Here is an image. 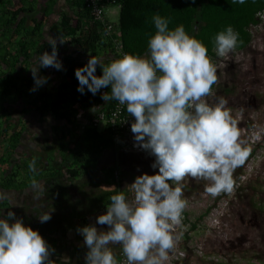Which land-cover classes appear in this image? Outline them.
Listing matches in <instances>:
<instances>
[{
	"label": "clouds",
	"instance_id": "9594fccd",
	"mask_svg": "<svg viewBox=\"0 0 264 264\" xmlns=\"http://www.w3.org/2000/svg\"><path fill=\"white\" fill-rule=\"evenodd\" d=\"M152 21L156 32L149 38L146 55L122 53L107 64L90 55L83 67L75 69L79 93L87 88L96 95L108 88L110 93L104 92L101 99L126 106L133 118L134 147L154 157L151 167L158 169L135 177L128 185L131 199L124 191L111 195L106 212L94 224L76 229L87 248L85 264H166L180 239L178 229L189 203L183 191L185 178L206 181L204 192L213 198L232 195L239 187L234 173L251 154L229 101L213 92L217 65L208 48L182 24L170 29L169 20L159 14ZM58 39L64 43L49 35L51 52L34 57L30 91L47 83L48 77L39 75L41 68L62 70ZM241 43L231 25L213 38L215 54L221 58L229 57ZM98 66L102 75H96ZM28 168L36 173L35 159ZM32 185L43 192L44 186L35 179ZM38 219L49 221L51 212ZM96 225H106L107 230ZM114 244L121 246L123 262L112 251ZM54 253L39 231L13 211L0 215V264H56ZM63 259L68 264L70 258Z\"/></svg>",
	"mask_w": 264,
	"mask_h": 264
},
{
	"label": "trees",
	"instance_id": "16d2710c",
	"mask_svg": "<svg viewBox=\"0 0 264 264\" xmlns=\"http://www.w3.org/2000/svg\"><path fill=\"white\" fill-rule=\"evenodd\" d=\"M115 2L119 6L116 37L125 53L141 56L147 54L149 38L156 32L152 21L155 14L167 18L170 29L184 25L189 35L195 36L205 44L208 55L214 59L217 56L213 38L219 31L231 25L242 41L236 50L245 49L252 41L251 27L261 22L264 11V0H246L244 4H234L232 0ZM68 4L71 14L63 10L50 28L51 32L63 41H72L84 53L95 55L103 48H109L116 53L115 42L104 35V24L91 16L84 0H68ZM35 14L36 6L33 1L19 0V4L15 5L14 0H0V190H16L25 183L32 184L33 179H44L47 187H51L59 177L58 169L64 165L70 183L78 189L77 193L87 200L88 211L104 210L110 203L111 195L120 191L127 195V190L122 184L128 179L129 172L120 169L119 178L116 179L114 173L119 166L114 162L113 165L101 169L102 176L101 179L98 178L96 173L100 157L109 149L117 153L124 143L120 141L117 148L109 125L98 129L90 125V117L85 121H82L81 117L99 109L108 110L114 100L106 103L101 99L99 92L93 95L87 88L84 94L77 91L75 69L83 67L87 61L75 59L73 56L60 59L62 70L54 68L58 72V79L52 80L51 76H47L52 73L48 69H41L39 75L48 77L47 83L34 92L30 91L34 86L32 74L29 73L32 57L44 51L51 52V46L41 37L42 21ZM59 48L57 45L58 52ZM116 55L119 57L117 53ZM96 75H102L99 67ZM235 87L234 82L228 86L216 83L213 90L226 96L234 92ZM104 89L110 93V89ZM80 110L82 115L79 116ZM14 115L22 119V124H25V121L29 123L28 116L36 118L37 123H52V133L57 144L55 150L61 159V164L57 166L59 168L53 167L50 170L48 158L46 161L49 170L44 171L38 158L13 157L25 129L22 126L20 130H14L11 122ZM47 150L41 154H48ZM33 159L36 160V173L30 172L28 168ZM52 161L57 164L55 158ZM21 174L24 176L19 178ZM101 186H112V189L109 193L100 194L98 187ZM5 204H9L11 208L9 199H0V215L7 214ZM196 228V221H193L188 229L193 231ZM119 250L112 249L116 257Z\"/></svg>",
	"mask_w": 264,
	"mask_h": 264
},
{
	"label": "rangeland",
	"instance_id": "374dc122",
	"mask_svg": "<svg viewBox=\"0 0 264 264\" xmlns=\"http://www.w3.org/2000/svg\"><path fill=\"white\" fill-rule=\"evenodd\" d=\"M105 13L107 19L116 26L119 6L109 4L105 7ZM251 33L252 41L248 47L236 50L227 58L212 59L217 65V84H236L235 91L226 96L215 89L213 92L215 96H223L229 101L228 106L240 121L241 139L251 147V154L234 173L239 187L232 195L222 194L213 198L204 192L206 181L185 178L183 191L189 203L183 217L186 221H196L198 226L186 235V240H183L184 235H180V245L184 243L195 248L203 245L204 252L212 257L207 260L195 252L187 264H264V14L261 22L251 27ZM66 52L65 49L63 53ZM47 76H51L52 80L58 79V72L55 75L48 73ZM28 117L29 124L35 127L38 124L36 118ZM44 122V127H47L48 123ZM54 139H51L52 143ZM47 153L51 170L55 166L52 161L55 153L49 150ZM154 159L147 152L106 151L100 159L99 167L105 168L117 162L121 170L129 172L128 179L122 185L131 199L133 194L128 185L138 175L155 174L158 169L150 167ZM60 170L58 178L64 179ZM23 176L21 174L19 178ZM98 176L101 179V172ZM99 190L103 192L104 188ZM3 196L9 199L10 193L5 195L4 192ZM4 208L11 210L9 204H5ZM214 218L219 224H213ZM114 246L117 250L120 247L118 244Z\"/></svg>",
	"mask_w": 264,
	"mask_h": 264
},
{
	"label": "crops",
	"instance_id": "0c3cea01",
	"mask_svg": "<svg viewBox=\"0 0 264 264\" xmlns=\"http://www.w3.org/2000/svg\"><path fill=\"white\" fill-rule=\"evenodd\" d=\"M30 1H33V4L36 6V17L42 21V40L47 41V37L49 35L57 37L51 32L50 28L59 19L60 13L63 10H66L67 14H71L68 0ZM14 3L15 5L19 4V0H14ZM57 45L60 47V51L58 52L59 60L64 56H73L75 59L88 61L89 56L93 55L90 53H84L72 41H64V43L61 44L58 39ZM65 49L68 53H63ZM38 55L40 54H35L32 57L29 64V73H31L30 69L33 67V59ZM93 56L101 58L105 64L109 63L114 58H118L116 53L109 48L100 49ZM45 69H48L49 72L54 71V68L52 67ZM51 73L55 75L57 72L55 71ZM93 113L81 117V120L85 121L87 118L91 117ZM20 120L22 119L16 118V115H14L11 119L15 131L20 130L22 126L25 127L22 131L19 147L14 152L13 157H17L19 159H25L28 157L38 158L40 167L45 171L48 167L46 159H50V156L48 154L41 153H44V151L48 149L51 152L54 151V158L57 160V164H55L54 167L59 168L57 166L61 164V159L56 158V156L59 157L57 155V151L55 150V147L57 146L56 140L54 139L53 143L51 141L54 137L51 127L52 123L49 122L47 127H44L45 123L42 122L40 124L38 123L34 127L27 121H25V124H22ZM47 136H50V138ZM106 151L112 150L109 149ZM62 168L63 170L61 171L60 169ZM65 169L66 166L64 165L58 169L65 177L64 179L57 177L51 187L49 184L47 187V183L44 179L37 181L44 186L43 192L34 188L31 183H25L16 190H0V196H2L3 199L8 200L7 197L3 196V193L5 192V195L10 193V196L8 197L11 204V210L18 218L23 219L26 226H30L34 230H38L48 244L55 249L52 259L56 261V264H64V256L70 258L68 260V264H85L84 257L87 248L83 245V237L76 231V229L81 226L94 224L96 217L105 213L106 209L89 212L87 209L89 208L87 200L77 193L78 189L76 187L72 186ZM101 169L99 167L96 173L97 176ZM59 186L61 187L58 189ZM100 188H104L103 192L99 190ZM68 189L70 190V194L68 193ZM111 189L112 186H101L98 187V192L100 194H106L109 193ZM47 212H51V219L45 223H41L38 218ZM24 219H26V221ZM96 226L107 230L106 225ZM110 247L112 249L116 248L114 245H110ZM119 249H121V246Z\"/></svg>",
	"mask_w": 264,
	"mask_h": 264
},
{
	"label": "built area",
	"instance_id": "2783aa9c",
	"mask_svg": "<svg viewBox=\"0 0 264 264\" xmlns=\"http://www.w3.org/2000/svg\"><path fill=\"white\" fill-rule=\"evenodd\" d=\"M85 6L90 10L91 16L104 24V35L109 36L114 43V48L116 53L120 56L122 53H125L122 49V44L119 39L116 37V26L110 22L105 13V7L109 4H115V0H84ZM264 11L262 12V15ZM105 92L104 88H101L99 94L102 95ZM78 107V105H75ZM82 115V110L79 111V116ZM133 118L129 117V114L126 111V106H121L117 101L114 100L112 106L108 110H96L90 117L89 123L91 126L98 129L104 128L106 125H109L113 132L114 145L118 148L120 141L124 143V151H130L134 153L143 154L145 151L134 147V137L131 132V123ZM119 149L118 151H121ZM120 167L114 173L116 179L119 178ZM192 222L186 221L183 217V227L178 229V233L185 235L183 240H186V235L190 234L189 231L190 224ZM217 224V219H213V224ZM198 226V223L196 222ZM197 229V228H196ZM180 240L177 242L175 249L170 252L169 260L166 264H187L192 255L196 252L201 258H206L211 260L212 257L208 256L203 250V245H198L196 248L191 245H180ZM182 240V242H183ZM117 259L121 262L125 260V257L122 254V248L118 251ZM216 260V259H215Z\"/></svg>",
	"mask_w": 264,
	"mask_h": 264
},
{
	"label": "flooded vegetation",
	"instance_id": "af4514ba",
	"mask_svg": "<svg viewBox=\"0 0 264 264\" xmlns=\"http://www.w3.org/2000/svg\"><path fill=\"white\" fill-rule=\"evenodd\" d=\"M255 59H253V61H254Z\"/></svg>",
	"mask_w": 264,
	"mask_h": 264
}]
</instances>
